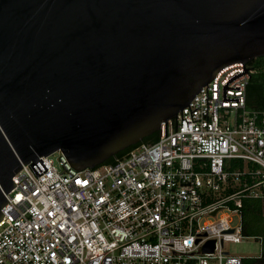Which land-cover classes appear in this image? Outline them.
<instances>
[{
  "label": "water",
  "instance_id": "1",
  "mask_svg": "<svg viewBox=\"0 0 264 264\" xmlns=\"http://www.w3.org/2000/svg\"><path fill=\"white\" fill-rule=\"evenodd\" d=\"M261 57L264 0H0V220L22 164L101 165Z\"/></svg>",
  "mask_w": 264,
  "mask_h": 264
},
{
  "label": "built area",
  "instance_id": "2",
  "mask_svg": "<svg viewBox=\"0 0 264 264\" xmlns=\"http://www.w3.org/2000/svg\"><path fill=\"white\" fill-rule=\"evenodd\" d=\"M260 59L220 69L155 142L112 163L78 170L57 151V165L52 154L22 164L1 209L0 264H243L223 245L246 238L243 202L264 203Z\"/></svg>",
  "mask_w": 264,
  "mask_h": 264
},
{
  "label": "trees",
  "instance_id": "3",
  "mask_svg": "<svg viewBox=\"0 0 264 264\" xmlns=\"http://www.w3.org/2000/svg\"><path fill=\"white\" fill-rule=\"evenodd\" d=\"M261 59H254L250 65L257 67ZM248 104L256 106L261 105V84L258 82V78L251 79V82L247 88ZM159 133L155 132L148 137L142 139L140 143L151 144L158 139ZM137 144V145H138ZM135 145V146H137ZM131 146L124 151L119 152L116 156L111 157L105 163H112L115 159L125 155L129 149L135 147ZM242 233L245 237L256 236L261 240V254L257 258L248 259L243 264H264V203L258 200H246L242 206Z\"/></svg>",
  "mask_w": 264,
  "mask_h": 264
},
{
  "label": "rangeland",
  "instance_id": "4",
  "mask_svg": "<svg viewBox=\"0 0 264 264\" xmlns=\"http://www.w3.org/2000/svg\"><path fill=\"white\" fill-rule=\"evenodd\" d=\"M59 153L54 152L51 158L54 164L57 165ZM233 223L232 226H237L239 223L238 217L231 215ZM223 250L227 251L230 256L243 258V262L248 259L257 258L261 254V240L256 236H249L242 238L239 242H227L223 245Z\"/></svg>",
  "mask_w": 264,
  "mask_h": 264
},
{
  "label": "bare ground",
  "instance_id": "5",
  "mask_svg": "<svg viewBox=\"0 0 264 264\" xmlns=\"http://www.w3.org/2000/svg\"><path fill=\"white\" fill-rule=\"evenodd\" d=\"M137 145V144H136Z\"/></svg>",
  "mask_w": 264,
  "mask_h": 264
}]
</instances>
